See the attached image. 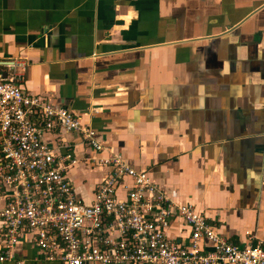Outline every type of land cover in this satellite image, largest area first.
<instances>
[{"label":"crops","instance_id":"0c3cea01","mask_svg":"<svg viewBox=\"0 0 264 264\" xmlns=\"http://www.w3.org/2000/svg\"><path fill=\"white\" fill-rule=\"evenodd\" d=\"M2 61L227 240L264 243V0H0ZM46 137L91 202L108 167L86 163L77 132ZM14 253L0 264H60L29 238Z\"/></svg>","mask_w":264,"mask_h":264},{"label":"built area","instance_id":"2783aa9c","mask_svg":"<svg viewBox=\"0 0 264 264\" xmlns=\"http://www.w3.org/2000/svg\"><path fill=\"white\" fill-rule=\"evenodd\" d=\"M17 64L0 62V261L29 238L45 260L60 264H264L255 235L244 246L230 242L192 201L110 150L83 115L22 91ZM57 128L80 134L94 151L84 156L87 164L108 167L91 202L67 176L78 160L46 137ZM175 223L189 233L172 237Z\"/></svg>","mask_w":264,"mask_h":264}]
</instances>
